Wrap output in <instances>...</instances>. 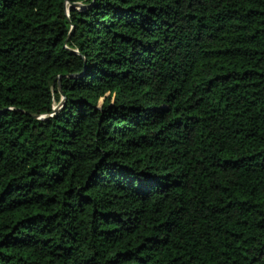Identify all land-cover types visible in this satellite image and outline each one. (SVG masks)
I'll return each instance as SVG.
<instances>
[{"label":"trees","instance_id":"trees-1","mask_svg":"<svg viewBox=\"0 0 264 264\" xmlns=\"http://www.w3.org/2000/svg\"><path fill=\"white\" fill-rule=\"evenodd\" d=\"M0 264H264V0H0Z\"/></svg>","mask_w":264,"mask_h":264},{"label":"water","instance_id":"water-1","mask_svg":"<svg viewBox=\"0 0 264 264\" xmlns=\"http://www.w3.org/2000/svg\"><path fill=\"white\" fill-rule=\"evenodd\" d=\"M73 6H75V7H80V5L79 4H72Z\"/></svg>","mask_w":264,"mask_h":264},{"label":"rangeland","instance_id":"rangeland-1","mask_svg":"<svg viewBox=\"0 0 264 264\" xmlns=\"http://www.w3.org/2000/svg\"><path fill=\"white\" fill-rule=\"evenodd\" d=\"M60 107V104H56V109Z\"/></svg>","mask_w":264,"mask_h":264}]
</instances>
